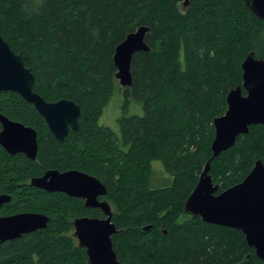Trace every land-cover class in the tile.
<instances>
[{"label": "trees", "instance_id": "16d2710c", "mask_svg": "<svg viewBox=\"0 0 264 264\" xmlns=\"http://www.w3.org/2000/svg\"><path fill=\"white\" fill-rule=\"evenodd\" d=\"M184 2L0 0V34L15 52H27L33 89L45 100L68 98L81 107L78 130L59 141L31 104L0 91V113L36 129L38 138L35 159L0 146V193L10 195L0 211L49 217L45 228L0 242V264H87L72 220L103 214L79 198L30 186L47 168L79 169L105 184L121 264H264L241 231L183 214L211 157L213 119L241 83V62L252 50L264 57V18L243 0ZM140 25L148 27L150 49L132 55V82L122 87L114 48ZM118 91L120 115L110 128L101 118ZM257 158L264 162L262 124L210 160L218 191L241 181ZM152 161L161 162L168 184L151 186Z\"/></svg>", "mask_w": 264, "mask_h": 264}, {"label": "water", "instance_id": "95a60500", "mask_svg": "<svg viewBox=\"0 0 264 264\" xmlns=\"http://www.w3.org/2000/svg\"><path fill=\"white\" fill-rule=\"evenodd\" d=\"M245 7L258 18H264V0H243ZM186 4V0L184 2ZM148 30L140 25L129 32L114 48L115 78L122 87L131 85L132 55L149 50L144 37ZM27 52H15L0 34V91L19 94L44 118L54 137L62 141L69 130L79 128L81 107L74 100H45L33 89L35 76L25 65ZM226 109L214 117L211 157L206 161L197 183L184 201L183 214L202 221L239 230L256 256L264 261V162L255 159L243 179L218 191L210 170V160L234 145L250 125H264V57L250 51L241 62V83L228 90ZM0 145L10 154L23 153L35 159L36 131L24 123L0 113ZM29 185L62 192L83 199L86 208H99L103 217L81 215L72 220L73 236L85 249L87 264H121L113 247L112 236L118 232L112 221L113 210L106 198L107 187L97 177L79 169L51 168L29 179ZM10 195L0 193V206ZM49 217L41 212L26 211L0 216V242L46 227Z\"/></svg>", "mask_w": 264, "mask_h": 264}, {"label": "rangeland", "instance_id": "374dc122", "mask_svg": "<svg viewBox=\"0 0 264 264\" xmlns=\"http://www.w3.org/2000/svg\"><path fill=\"white\" fill-rule=\"evenodd\" d=\"M183 4V3H182ZM185 5V4H184ZM122 91L121 92H115L111 99L109 100L108 104L106 105L101 121L105 123L110 128H115L117 125V117L120 115V107H119V101L122 100ZM134 109L133 107H128V111L132 112ZM137 112H140L137 110ZM151 167L153 169V175L151 177V186L153 187H159L166 185L170 182L171 177L170 175L164 170L163 165L159 161H152ZM111 205V204H110ZM112 208V206H111ZM114 211V209L112 208ZM179 221H181V218H179ZM160 231H163L165 234L167 233V228L163 225L159 227Z\"/></svg>", "mask_w": 264, "mask_h": 264}, {"label": "flooded vegetation", "instance_id": "af4514ba", "mask_svg": "<svg viewBox=\"0 0 264 264\" xmlns=\"http://www.w3.org/2000/svg\"><path fill=\"white\" fill-rule=\"evenodd\" d=\"M2 114V113H1ZM3 115H5V114H3ZM5 116H7V115H5ZM8 117V116H7ZM9 118V117H8ZM43 118V117H42ZM11 119V118H10ZM11 120H14V119H11ZM43 120H44V118H43ZM18 121V120H17ZM44 122H45V124H46V126H47V123H46V121L44 120ZM26 125V124H25ZM31 127V126H30ZM34 129V128H33ZM47 129L49 130V128H48V126H47ZM0 130H1V123H0ZM35 131H36V129H34ZM70 131H72L71 129L69 130V132ZM49 132L51 133V131L49 130ZM68 132V133H69ZM52 134V133H51ZM53 135V134H52ZM68 135V134H67ZM66 135V136H67ZM36 136H37V131H36ZM54 136V135H53ZM55 138V137H54ZM37 144H38V138H37ZM1 146V145H0ZM2 147V146H1ZM3 148V147H2ZM4 149V148H3ZM5 150V149H4ZM6 151V150H5ZM7 152V151H6ZM8 153V152H7ZM8 154H10V153H8ZM23 154V153H22ZM10 155H13V154H10ZM47 169H51V168H47ZM47 169H45V170H47ZM44 170V171H45ZM65 170H67V169H65ZM44 171L42 172V174L44 173ZM61 171H63V170H61ZM42 174H40V175H42ZM74 198H76V197H74ZM100 199H102V197H99ZM79 199H81L82 200V203H83V199L82 198H79ZM5 204V203H4ZM4 204H2L1 206H0V210H1V207L4 205ZM84 206V205H83ZM94 209V208H93ZM96 209H99V208H96ZM100 210V209H99ZM4 215H9V213H1V211H0V216H4ZM103 217V216H102Z\"/></svg>", "mask_w": 264, "mask_h": 264}]
</instances>
